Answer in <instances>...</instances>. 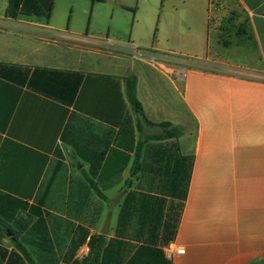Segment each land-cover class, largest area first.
Listing matches in <instances>:
<instances>
[{
	"label": "crops",
	"instance_id": "0c3cea01",
	"mask_svg": "<svg viewBox=\"0 0 264 264\" xmlns=\"http://www.w3.org/2000/svg\"><path fill=\"white\" fill-rule=\"evenodd\" d=\"M158 1L167 41L149 50L58 33L42 18L8 16L7 7L0 14V217L10 226L30 219L19 240L30 259L0 235V264H86L102 235L92 222L106 216V240L123 259L148 244L169 264L264 260V0L141 2ZM132 75L141 129H163L148 120L181 130L172 143L142 144L139 164ZM132 130L135 144L126 145ZM126 147L133 151L121 174L92 175L102 153ZM129 194L133 212L144 196L161 205L155 238L137 213L120 224ZM167 215L176 229L166 240Z\"/></svg>",
	"mask_w": 264,
	"mask_h": 264
},
{
	"label": "trees",
	"instance_id": "16d2710c",
	"mask_svg": "<svg viewBox=\"0 0 264 264\" xmlns=\"http://www.w3.org/2000/svg\"><path fill=\"white\" fill-rule=\"evenodd\" d=\"M95 1V0H92ZM54 0H8V5L6 9V14L12 18H17L18 16H33L38 18L51 19L52 13L54 10ZM127 86V95L129 102L139 118L138 120V129L141 130L139 123L141 118H144V113L142 105L137 99L136 86L137 78L132 75L125 79ZM146 121V120H145ZM149 125L158 126L165 130L161 135L153 137V141H168L172 139H178L181 134V130L178 127H174L170 123H163L160 125H154L153 123L146 121ZM129 133V136L124 140L126 145L135 144V134L134 130ZM138 147L135 151L136 157L135 162L139 164V159L141 155V145L142 142H137ZM118 147L122 146L121 143L117 144ZM125 151H120L117 148H111L108 152L102 153L98 157V162L96 161L92 165V175L97 176L98 172L101 170L100 177L108 178L121 174L128 166L130 162L129 153L133 151L130 147H126ZM104 162V163H103ZM94 185L93 182H91ZM101 196L102 193H100ZM144 200L141 201L142 207L137 212H133L131 205L133 202V195L129 194L125 200L124 208L120 216V224L125 225L129 223L132 216L137 213L139 223L141 228L147 226V223L153 224V230L151 233L155 238V230L157 229L156 225L162 219L161 205H159L157 210L153 204L151 206L152 200L146 201L147 196H144ZM173 217V216H172ZM172 220V221H171ZM13 225H8L0 217V235L5 236L7 234L11 235V240L15 243V246L23 251L27 259H30L28 253L24 250L21 243L19 242L20 238L27 230L30 225L29 217L26 219L24 217H18L13 219ZM174 219L171 218V215H167L166 218V231L163 233V237H166V240L169 237H173L175 234L176 225ZM156 223V224H155ZM157 238V237H156ZM107 236L99 235L97 238L91 240V250L92 254L90 259H87L86 264H169L168 258L165 253L157 248L152 247L148 244H143L139 246L134 254L129 259H123V251L120 248H117L114 241L107 242ZM32 262V261H31ZM33 263V262H32ZM34 264V263H33Z\"/></svg>",
	"mask_w": 264,
	"mask_h": 264
},
{
	"label": "rangeland",
	"instance_id": "374dc122",
	"mask_svg": "<svg viewBox=\"0 0 264 264\" xmlns=\"http://www.w3.org/2000/svg\"><path fill=\"white\" fill-rule=\"evenodd\" d=\"M142 0H54V10L50 20L42 18L46 24L55 27L58 33L74 34L77 36H94L114 40V45L128 46L129 43L141 45V50L160 43L166 46V6L162 1L157 3H142ZM8 0H0V14H5ZM139 118L136 120L138 121ZM135 124V123H134ZM144 124V123H142ZM145 127V128H143ZM145 129V130H144ZM137 141L143 145L160 143L153 141V137L161 135L164 129L142 126L137 129ZM113 139L108 135V142ZM172 143L171 141H164ZM124 189H129L126 185ZM108 202H110L108 200ZM113 211L115 201L108 206ZM108 211V213H109ZM96 226L98 221L92 222V229L98 235L108 219ZM115 219L112 220V225ZM94 226V227H93ZM111 234V229L106 235Z\"/></svg>",
	"mask_w": 264,
	"mask_h": 264
},
{
	"label": "water",
	"instance_id": "95a60500",
	"mask_svg": "<svg viewBox=\"0 0 264 264\" xmlns=\"http://www.w3.org/2000/svg\"><path fill=\"white\" fill-rule=\"evenodd\" d=\"M110 223H111V216L108 217L105 225H104V228L102 230V235H107L108 232H109V229H110ZM249 264H264V260H261V261H257V262H252V263H249Z\"/></svg>",
	"mask_w": 264,
	"mask_h": 264
},
{
	"label": "built area",
	"instance_id": "2783aa9c",
	"mask_svg": "<svg viewBox=\"0 0 264 264\" xmlns=\"http://www.w3.org/2000/svg\"><path fill=\"white\" fill-rule=\"evenodd\" d=\"M89 252H90V249L88 248V246H85L84 249H83V251H82V253H81V256H85ZM175 252L177 254H184L185 253L184 249H177V248H176Z\"/></svg>",
	"mask_w": 264,
	"mask_h": 264
}]
</instances>
